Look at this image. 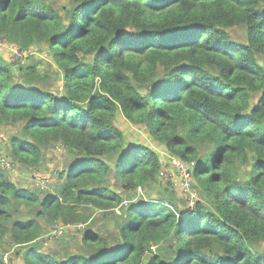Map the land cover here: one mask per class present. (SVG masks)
Here are the masks:
<instances>
[{
  "label": "trees",
  "instance_id": "trees-1",
  "mask_svg": "<svg viewBox=\"0 0 264 264\" xmlns=\"http://www.w3.org/2000/svg\"><path fill=\"white\" fill-rule=\"evenodd\" d=\"M65 1L60 14L40 0H0V38L22 55L47 46L64 90L38 88L32 71L14 80L20 58L5 47L0 128L22 133L7 156L33 169L58 144L73 157L43 196L17 188L4 172L11 163L0 162V249L6 237L28 247L22 264H264V0ZM239 28L243 43L228 32ZM118 112L171 154V170V159L187 168L206 205L130 198L156 183L163 163L125 139ZM19 206L34 218L13 219ZM83 207L118 211L114 244L85 231L89 255L59 261L31 246L41 220L54 232L87 224Z\"/></svg>",
  "mask_w": 264,
  "mask_h": 264
},
{
  "label": "rangeland",
  "instance_id": "rangeland-1",
  "mask_svg": "<svg viewBox=\"0 0 264 264\" xmlns=\"http://www.w3.org/2000/svg\"><path fill=\"white\" fill-rule=\"evenodd\" d=\"M46 6L52 8L57 13L62 14L63 9L68 6L65 0H40ZM232 40L237 43L244 42V32L242 29H232L228 31ZM7 42L5 39L0 38V57L7 59ZM11 57V56H10ZM12 58V57H11ZM20 60L11 64V69L14 73V80L23 82L24 74L33 72L37 81L34 85L38 88L51 92L57 96H63V75L57 64L52 60L48 52V47H31L19 57ZM256 99L252 97L251 104H254ZM116 125L120 128L121 132L127 141L147 145L158 152L159 158L163 163L162 173L167 175V180L163 177L157 178L156 183L147 186L146 189L136 191L130 195L133 200H140L146 198L147 200L170 201L173 203L174 210L192 209L197 203L206 205L207 201L204 194L199 191L195 183L190 182L185 189L182 186V179L175 170H171L168 165V159L171 154L162 146H159L151 140L144 129L130 125L126 122L121 113L116 114ZM12 137H22L20 127L5 123L0 128V162L7 161L12 166L5 169V174L9 180L12 181L17 188L26 191H33L40 196L46 193H53L55 189L64 181L67 175L69 165L73 161V157L66 153V150L58 144H52L42 149V159L38 167L27 168L18 164L16 161L11 160L7 156L8 141ZM9 164H6L8 166ZM173 169V168H172ZM64 173V176H61ZM192 183V184H191ZM116 189V188H115ZM128 194H124L126 199ZM83 212L88 213L92 219L85 225L79 227H71L66 230H61L60 235L54 234L58 225H47L45 221H39L43 226V235L31 246L38 248L42 253L51 255L57 261L66 259L69 255L87 256L88 250L83 246L82 237L85 231H93L94 233L104 236L112 245L117 241V223L118 219L115 216L117 210L107 213L103 216L100 211L90 210L87 207L82 208ZM15 210V209H14ZM17 210L20 214L11 212L12 218L17 219H31L34 218V213L31 214L24 210V207L19 206ZM116 213V214H115ZM58 235V236H56ZM0 249V260L9 253L10 264H22V254L28 247H16L9 244L8 238ZM161 247V245H159ZM153 253L156 248H152ZM256 250L259 254H264V243L257 244ZM149 256V255H148ZM146 256V258L148 257ZM3 263L5 262L3 259Z\"/></svg>",
  "mask_w": 264,
  "mask_h": 264
},
{
  "label": "built area",
  "instance_id": "built-area-1",
  "mask_svg": "<svg viewBox=\"0 0 264 264\" xmlns=\"http://www.w3.org/2000/svg\"><path fill=\"white\" fill-rule=\"evenodd\" d=\"M7 49L10 51L11 53V61H16L22 54V52L17 49L16 47H14L13 45L9 44L7 45ZM170 165L172 166V168L179 173L181 179H182V186L185 189H188V187L186 188L185 186H187L188 184H190L192 178H191V174L189 173V171L187 170V168L177 159H171L170 160ZM160 176L163 177L165 180H167V175L163 173H160ZM61 232H54V234H60ZM4 261L6 262L7 259L4 258Z\"/></svg>",
  "mask_w": 264,
  "mask_h": 264
}]
</instances>
